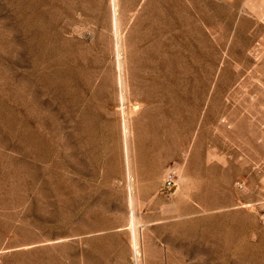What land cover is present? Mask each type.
Returning <instances> with one entry per match:
<instances>
[{"label":"rangeland","instance_id":"1","mask_svg":"<svg viewBox=\"0 0 264 264\" xmlns=\"http://www.w3.org/2000/svg\"><path fill=\"white\" fill-rule=\"evenodd\" d=\"M0 264H264V0H0Z\"/></svg>","mask_w":264,"mask_h":264},{"label":"bare ground","instance_id":"2","mask_svg":"<svg viewBox=\"0 0 264 264\" xmlns=\"http://www.w3.org/2000/svg\"><path fill=\"white\" fill-rule=\"evenodd\" d=\"M112 1H114V0H112ZM115 52H116V59H117V66L118 67H120V60H121V55H120V44H119V41L116 39V41H115ZM118 85H119V87L120 88H122L123 89V85H124V79H123V76H122V74L121 73H118ZM122 91V90H121ZM123 92V91H122ZM123 93H120V99H122L123 98V95H122ZM126 124H124L123 125V130L122 131H124V135L125 134H127L126 133ZM125 147H126V144H125ZM125 159H126V162H127V164H126V168H127V171L129 172V162H128V156H127V151L125 150ZM129 202H131V197H129ZM131 221H132V219H131ZM130 226H132V224L130 225ZM133 227H135L134 225H133ZM130 232H131V230H130ZM131 235H132V239L133 240H135L136 239V237H135V233H134V231L132 230V232H131ZM132 240V241H133ZM137 240V239H136ZM136 240L134 241V242H136ZM133 252H134V255L137 257V250H136V247L134 246V248H133Z\"/></svg>","mask_w":264,"mask_h":264},{"label":"built area","instance_id":"3","mask_svg":"<svg viewBox=\"0 0 264 264\" xmlns=\"http://www.w3.org/2000/svg\"><path fill=\"white\" fill-rule=\"evenodd\" d=\"M164 183H165V185H166L167 188H171V186H172V184H173V174L168 173V174L165 176ZM235 186H236L238 189H242V187H243L242 183H240V182H237Z\"/></svg>","mask_w":264,"mask_h":264}]
</instances>
